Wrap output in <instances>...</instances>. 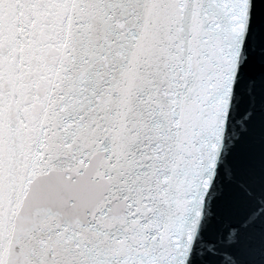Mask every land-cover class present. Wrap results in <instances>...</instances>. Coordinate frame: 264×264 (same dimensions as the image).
<instances>
[{"label":"snow or ice","instance_id":"snow-or-ice-1","mask_svg":"<svg viewBox=\"0 0 264 264\" xmlns=\"http://www.w3.org/2000/svg\"><path fill=\"white\" fill-rule=\"evenodd\" d=\"M0 264H264V0H0Z\"/></svg>","mask_w":264,"mask_h":264}]
</instances>
